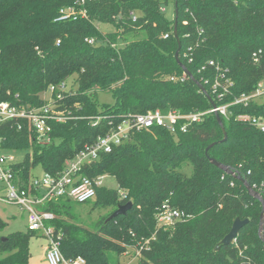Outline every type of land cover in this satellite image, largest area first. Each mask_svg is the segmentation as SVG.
Instances as JSON below:
<instances>
[{
    "label": "trees",
    "instance_id": "trees-1",
    "mask_svg": "<svg viewBox=\"0 0 264 264\" xmlns=\"http://www.w3.org/2000/svg\"><path fill=\"white\" fill-rule=\"evenodd\" d=\"M75 1L0 0V102L40 107L50 87L75 77L60 99L57 91L52 95L65 120L51 124L50 144H37L26 125L22 130L13 122L0 126L1 149L26 151L11 166L18 189L32 192L35 167L59 174L66 160L128 115L210 109L195 83L178 80L183 72L174 58L177 51L180 63L211 98L215 71H200L209 61L227 71L231 96L251 93L264 79V65L251 58L258 50L264 56V0H177L179 46L174 10L172 19L164 14L170 0H90L87 19L54 22L60 9ZM99 25L114 30L104 34ZM98 92L110 93L113 103L99 105ZM231 111L229 118H220L225 140L215 116L207 115L176 137L159 128L135 132L85 166L84 176H109L117 183L116 190L96 189L87 213L98 210L94 220H82L75 209L80 204L69 200L38 206L39 212L53 215L46 224L62 256L81 257L86 264H116L130 255L139 264H264L257 235L261 203L241 181L210 163L228 167L264 202V132L234 119L239 113L264 115V104ZM185 165L192 169L189 176L182 171ZM127 202L132 207L125 215L106 222ZM164 202L183 215L170 227L156 223ZM236 218L248 222L231 244L214 251ZM3 225L0 219V229ZM38 234L16 231L0 238V264H28L29 238Z\"/></svg>",
    "mask_w": 264,
    "mask_h": 264
},
{
    "label": "built area",
    "instance_id": "built-area-1",
    "mask_svg": "<svg viewBox=\"0 0 264 264\" xmlns=\"http://www.w3.org/2000/svg\"><path fill=\"white\" fill-rule=\"evenodd\" d=\"M90 0H76L72 5L60 9L59 16L54 22L77 21L87 19L86 4ZM137 17L132 15L131 22L136 23ZM167 38V36H164ZM93 45V40H86ZM59 41L57 42V45ZM252 62L255 65H264V56L261 50L252 53ZM213 68L215 75L209 82L210 92L213 98V106L203 112L183 114L177 111L152 110L146 113L128 115L118 124L112 126L104 135L99 136L93 144L85 146L73 158L64 162L63 169L55 176L43 173L40 178L32 177L30 189L32 192L18 189L13 183L11 166L15 164L12 155L0 157V182L3 183L5 194L0 196V203L16 205L26 214L27 230L41 234L48 240L45 250L47 264H86L84 259L76 257L73 260H66L53 236V228L46 223L53 220V215L48 212H39L37 207L49 200H69L77 204L90 202L96 194V189L102 187L103 176L88 178L82 174L85 166L97 161L101 155L108 154L116 146H119L130 139L131 134L140 131H150L153 128L163 129L170 135L176 137L179 134H186L190 128L199 124L207 115H217L220 118H229L232 115V108H249L253 103L264 104V79L259 81L255 89L249 94L231 96L233 82L227 76V71L209 61L200 71L206 68ZM187 77L183 74L179 81ZM176 81V78H171ZM65 83L57 88L50 87L42 97L45 103L40 107L15 105L9 102H0V126L7 123H15L17 130H22L24 125L35 135V142L41 146L51 143V124L62 123L65 118L57 110L55 99L52 95L57 91L56 99H60L67 91ZM230 97L229 101L226 99ZM236 122L247 124L260 132H264V115H250L239 113L234 115ZM98 119L95 121L97 124ZM121 199L125 198L120 193ZM158 226L170 227L175 222L182 220L183 215L164 202L156 214Z\"/></svg>",
    "mask_w": 264,
    "mask_h": 264
},
{
    "label": "rangeland",
    "instance_id": "rangeland-1",
    "mask_svg": "<svg viewBox=\"0 0 264 264\" xmlns=\"http://www.w3.org/2000/svg\"><path fill=\"white\" fill-rule=\"evenodd\" d=\"M173 3L170 0V3L165 7V17L168 19H172L173 17ZM99 31L102 33H108L112 32L114 28L110 25H99L98 26ZM139 37V34L136 36ZM73 79L75 77L69 78L66 82V88L69 90L70 86L72 85ZM97 103L99 105H110L113 103V99L110 93L108 92H98L97 93ZM26 151L18 150V151H9V150H3L0 148V157L6 156V155H12L15 159V162H20L24 159ZM183 173L187 176H189L192 172V169L190 165H185L183 168ZM43 174V171L40 167H35L31 175L33 177L40 178ZM102 186L110 189V190H116L117 189V183L116 181L109 176H103ZM5 194V188L3 183L0 182V196ZM91 202L76 205L75 209L77 212H80L81 219L84 221H87L89 219L94 220L98 216V210H93L90 215H88V211L90 209ZM101 213L105 214L106 212L102 211ZM0 219L3 222V226L0 229V238H5L10 233L21 231L26 232L27 231V222H26V214L24 211L21 210L20 207L16 205L11 204H2L0 203ZM48 246V240L43 237L41 234L33 235L29 238L28 247H29V263L28 264H40L38 261H35L34 258L40 256L44 253V250ZM116 264H139L138 259L134 257L133 255L130 256H121L116 260ZM47 263V262H46Z\"/></svg>",
    "mask_w": 264,
    "mask_h": 264
},
{
    "label": "water",
    "instance_id": "water-1",
    "mask_svg": "<svg viewBox=\"0 0 264 264\" xmlns=\"http://www.w3.org/2000/svg\"><path fill=\"white\" fill-rule=\"evenodd\" d=\"M176 3L177 0H174L173 3V7H174V25H173V35L175 37V39L177 40L178 46H179V41L177 38V32H176V15H177V7H176ZM178 53L179 51H177L174 55L175 61L177 63V65L181 68L183 74L193 83L196 84V86L198 87V89L200 90V92L206 97V99L208 100V102L213 106V102L211 100V98L209 97V95L207 94V92L204 90V88L202 87V85L200 83H198L193 76L189 73V71L180 63L179 58H178ZM215 120L218 123V125L220 126L222 132H223V140L226 139V134L223 130V126L221 123V120L219 119V117L217 115H215ZM214 144L208 146L205 150V152L207 153V151L213 146ZM210 163L220 169L221 171H223L224 173L232 176L234 179L239 180L243 183V185L245 186L248 194L253 197L254 199L258 200L261 205H262V210L260 213V217H259V225H258V231H257V235H258V239L263 243L264 245V235H263V227H264V202L261 199L260 195L255 192L254 190H252V188L246 183L245 180H243L242 178H240L237 174H235L234 172H232L228 167L210 159ZM132 207L131 202H127L124 205H120L117 206L116 210L106 219V222L118 217V216H123L125 215ZM247 220H240L238 218H236L231 226L230 231L228 232V234L226 236H224V238L219 242V244L215 247L214 251H218L222 246H228L229 244H231L237 237L239 231L247 224Z\"/></svg>",
    "mask_w": 264,
    "mask_h": 264
},
{
    "label": "crops",
    "instance_id": "crops-1",
    "mask_svg": "<svg viewBox=\"0 0 264 264\" xmlns=\"http://www.w3.org/2000/svg\"><path fill=\"white\" fill-rule=\"evenodd\" d=\"M45 250H44V253L43 254H41L40 256H38L36 258H34V260L35 261H38V263H40V264H47L46 263V260H45Z\"/></svg>",
    "mask_w": 264,
    "mask_h": 264
}]
</instances>
